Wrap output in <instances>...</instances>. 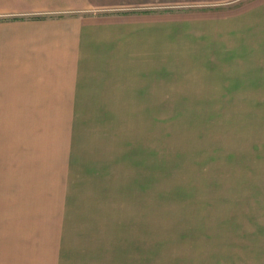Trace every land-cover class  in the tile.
<instances>
[{
    "label": "crops",
    "instance_id": "obj_1",
    "mask_svg": "<svg viewBox=\"0 0 264 264\" xmlns=\"http://www.w3.org/2000/svg\"><path fill=\"white\" fill-rule=\"evenodd\" d=\"M130 7L146 1L0 0V111L96 120L144 112L146 121V111L206 109L198 96L231 91L184 88L236 87L264 62V0L123 13ZM145 125L141 165L137 147L120 156L127 197L117 190L113 126L100 150L110 161L96 172L108 180L95 198L31 197L33 183L0 182V264H264V215L185 214L181 200H146Z\"/></svg>",
    "mask_w": 264,
    "mask_h": 264
},
{
    "label": "rangeland",
    "instance_id": "obj_2",
    "mask_svg": "<svg viewBox=\"0 0 264 264\" xmlns=\"http://www.w3.org/2000/svg\"><path fill=\"white\" fill-rule=\"evenodd\" d=\"M143 1L144 9L123 13L223 11L247 0ZM241 74L232 88H184L231 91L198 96L194 105L206 109L146 111V121L144 112L96 120V112L0 111V182L33 183L31 197L95 198L96 185L100 191L108 180L96 172L110 161L100 150L113 126L117 190L127 197L128 164L120 156L137 147L131 154L141 165L139 126L146 123V200H181L185 214L264 215V62Z\"/></svg>",
    "mask_w": 264,
    "mask_h": 264
},
{
    "label": "trees",
    "instance_id": "obj_3",
    "mask_svg": "<svg viewBox=\"0 0 264 264\" xmlns=\"http://www.w3.org/2000/svg\"><path fill=\"white\" fill-rule=\"evenodd\" d=\"M146 13H148V12H146Z\"/></svg>",
    "mask_w": 264,
    "mask_h": 264
}]
</instances>
